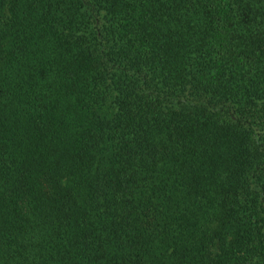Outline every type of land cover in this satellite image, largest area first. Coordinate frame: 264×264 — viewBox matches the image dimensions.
<instances>
[{
    "label": "trees",
    "instance_id": "trees-1",
    "mask_svg": "<svg viewBox=\"0 0 264 264\" xmlns=\"http://www.w3.org/2000/svg\"><path fill=\"white\" fill-rule=\"evenodd\" d=\"M0 264H264V0H0Z\"/></svg>",
    "mask_w": 264,
    "mask_h": 264
}]
</instances>
